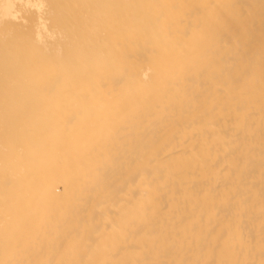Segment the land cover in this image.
I'll use <instances>...</instances> for the list:
<instances>
[{"label":"bare ground","instance_id":"bare-ground-1","mask_svg":"<svg viewBox=\"0 0 264 264\" xmlns=\"http://www.w3.org/2000/svg\"><path fill=\"white\" fill-rule=\"evenodd\" d=\"M0 264H264V0H0Z\"/></svg>","mask_w":264,"mask_h":264}]
</instances>
